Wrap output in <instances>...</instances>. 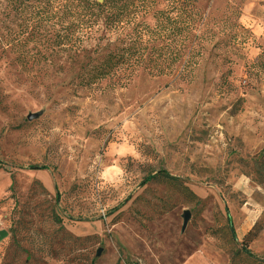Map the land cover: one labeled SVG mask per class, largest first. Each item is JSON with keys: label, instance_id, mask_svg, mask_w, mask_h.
Segmentation results:
<instances>
[{"label": "rangeland", "instance_id": "rangeland-1", "mask_svg": "<svg viewBox=\"0 0 264 264\" xmlns=\"http://www.w3.org/2000/svg\"><path fill=\"white\" fill-rule=\"evenodd\" d=\"M199 7L189 82L91 91L26 37L0 46V264H264V0Z\"/></svg>", "mask_w": 264, "mask_h": 264}, {"label": "trees", "instance_id": "trees-1", "mask_svg": "<svg viewBox=\"0 0 264 264\" xmlns=\"http://www.w3.org/2000/svg\"><path fill=\"white\" fill-rule=\"evenodd\" d=\"M199 1L0 0V46L26 37L39 46L32 54L37 64L39 50H44L49 68L65 57L78 66L80 85L91 91L100 89L102 81L105 88H124L140 70L153 78L189 82L205 41ZM16 60L27 62L19 56ZM227 222L231 226L229 217ZM250 235L242 242L245 250Z\"/></svg>", "mask_w": 264, "mask_h": 264}, {"label": "crops", "instance_id": "crops-1", "mask_svg": "<svg viewBox=\"0 0 264 264\" xmlns=\"http://www.w3.org/2000/svg\"><path fill=\"white\" fill-rule=\"evenodd\" d=\"M38 178L42 179L45 185L50 188L51 187V180L49 176L43 172H37ZM231 213V212H230ZM233 213H231V216ZM231 216L229 218L231 219ZM70 229L77 235V236H91L93 234H100L102 233L103 226L100 222H91V223H76L70 226Z\"/></svg>", "mask_w": 264, "mask_h": 264}, {"label": "water", "instance_id": "water-1", "mask_svg": "<svg viewBox=\"0 0 264 264\" xmlns=\"http://www.w3.org/2000/svg\"><path fill=\"white\" fill-rule=\"evenodd\" d=\"M99 2H102V0H99ZM36 118H38V115L33 114V115H29L27 117V120L31 121V120L36 119ZM98 255H99V253H98Z\"/></svg>", "mask_w": 264, "mask_h": 264}]
</instances>
